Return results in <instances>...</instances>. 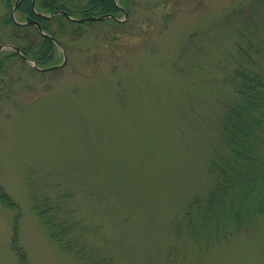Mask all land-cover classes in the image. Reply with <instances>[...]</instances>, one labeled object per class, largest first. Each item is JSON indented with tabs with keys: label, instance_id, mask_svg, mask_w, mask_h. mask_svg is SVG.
<instances>
[{
	"label": "rangeland",
	"instance_id": "rangeland-1",
	"mask_svg": "<svg viewBox=\"0 0 264 264\" xmlns=\"http://www.w3.org/2000/svg\"><path fill=\"white\" fill-rule=\"evenodd\" d=\"M14 1L0 0V15ZM253 3L130 0L124 21L63 37L58 69L6 61L0 186L12 204L0 194V264H88L52 239L33 206V193L60 190L77 245L96 262L264 264L263 222L208 245L183 227L223 147L219 116L233 95L224 78L240 34L264 39V5Z\"/></svg>",
	"mask_w": 264,
	"mask_h": 264
},
{
	"label": "trees",
	"instance_id": "trees-1",
	"mask_svg": "<svg viewBox=\"0 0 264 264\" xmlns=\"http://www.w3.org/2000/svg\"><path fill=\"white\" fill-rule=\"evenodd\" d=\"M6 5H9L7 2ZM264 5V0H254L253 11ZM40 9L52 12L64 9L75 17L118 13L114 0H36ZM17 12L25 18H36L42 28L63 43V37L81 35L85 23L68 18L62 13L52 17L34 14L32 0H19ZM250 21L249 23H252ZM55 26V27H54ZM259 34L244 36L234 53V66L224 81L233 91L219 116L218 130L222 148L215 151L208 162L211 184L205 195L194 197L184 213L183 227L197 242L210 244L225 241L247 232L263 222L264 234V39ZM13 43L39 66H52L57 62V45L41 34L34 24H20L10 12L0 15V43ZM19 57L15 50L0 52V80L5 63ZM57 196L32 194L35 210L42 219L52 239L60 246L75 252L88 264L96 262L79 247V224L69 220L67 206ZM0 194L12 204L10 195L2 187ZM63 205V206H62ZM21 248L18 247L19 252ZM22 254V253H21Z\"/></svg>",
	"mask_w": 264,
	"mask_h": 264
},
{
	"label": "water",
	"instance_id": "water-1",
	"mask_svg": "<svg viewBox=\"0 0 264 264\" xmlns=\"http://www.w3.org/2000/svg\"><path fill=\"white\" fill-rule=\"evenodd\" d=\"M15 9H16V5H15V7L13 8V15H14V13H15ZM56 12L64 13V14H66L67 16H69L70 18H72V17L70 16L69 12H67V11H65V10H57ZM56 12L51 13V15H54ZM108 16H110V15L105 14V15H101V16L89 17L88 19H104L105 17H108ZM72 19H75V20H78V21H84L86 18H72ZM28 22H34V23L38 26L39 31L42 32V33H44V31L42 30V27H41L40 23H39L37 20L29 19ZM22 23H25V22H22ZM52 38L57 42V44H58L59 46H61L60 42H59L57 39H55L54 37H52ZM3 48H13V49H15V50L21 52V49H20L18 46L13 45V44H4V45H1V46H0V50L3 49ZM63 52H64V60H63V62H62L61 64H58V65L54 66L53 68L60 67V66H62V65L65 64V62H66V51H65L64 48H63ZM22 56H23V55H22ZM24 57H25V56H24ZM25 59L29 60L30 62H32V64H33L35 67L39 68L38 65H37V63H36V61H34V60L30 59V58H27V57H25ZM39 69L47 70V69H51V68H39Z\"/></svg>",
	"mask_w": 264,
	"mask_h": 264
},
{
	"label": "flooded vegetation",
	"instance_id": "flooded-vegetation-1",
	"mask_svg": "<svg viewBox=\"0 0 264 264\" xmlns=\"http://www.w3.org/2000/svg\"><path fill=\"white\" fill-rule=\"evenodd\" d=\"M130 0H114L117 8H118V11L119 12H123L124 14H127L128 11L130 10L129 7L126 5ZM116 14V13H115ZM93 16V15H92ZM115 20V18H113ZM117 21V20H116ZM124 21V20H123ZM90 22H97L95 20H91Z\"/></svg>",
	"mask_w": 264,
	"mask_h": 264
}]
</instances>
